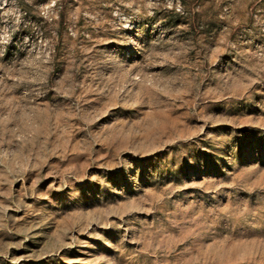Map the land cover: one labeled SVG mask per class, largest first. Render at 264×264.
Returning a JSON list of instances; mask_svg holds the SVG:
<instances>
[{
    "label": "rangeland",
    "instance_id": "374dc122",
    "mask_svg": "<svg viewBox=\"0 0 264 264\" xmlns=\"http://www.w3.org/2000/svg\"><path fill=\"white\" fill-rule=\"evenodd\" d=\"M0 264H264V0H0Z\"/></svg>",
    "mask_w": 264,
    "mask_h": 264
}]
</instances>
